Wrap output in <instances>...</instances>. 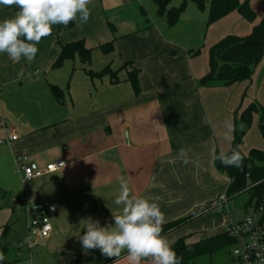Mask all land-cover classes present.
<instances>
[{
    "label": "crops",
    "instance_id": "0c3cea01",
    "mask_svg": "<svg viewBox=\"0 0 264 264\" xmlns=\"http://www.w3.org/2000/svg\"><path fill=\"white\" fill-rule=\"evenodd\" d=\"M131 1L91 0L89 20L80 24L78 15L73 24L54 25L52 34L36 45L38 52L31 63L23 58L13 62L0 53L3 135L4 139L9 133L18 135L3 148L2 156H7L9 163L14 157L18 167V174L11 171V175L21 178L20 167L25 163L42 169L55 160L65 161L61 169L25 184V199L14 185L0 184V245L5 250L0 264H114L99 250L85 253L79 236L84 232L83 219L91 216L105 226L113 223L112 214H121L123 205L114 200L122 182L129 183L133 194L157 203L164 223L198 213L227 189L229 178L219 172L214 160L217 152H228L234 140V130L229 132L223 123L230 119L235 128L251 103L264 107V57L250 80L208 86L199 82L209 71V48L226 35L251 33L263 17L264 4L253 7L250 3L256 14L252 22L233 11L209 25L212 30L232 28L228 33H214V40L203 47L202 58L190 56L182 64L172 58L178 51L171 52L170 60L167 52L174 47L162 39L149 19L140 23L129 14L126 5ZM17 11L15 5L3 7L0 22ZM156 15L163 16L157 7ZM76 40H83L91 49L90 62L83 63L76 56L52 68L61 45ZM109 43L112 48L103 51L101 45ZM106 66L113 74L91 77L87 73ZM56 69L67 73L65 85L57 72L45 77ZM134 73L138 89L130 81ZM50 84L63 90L62 102L54 97ZM257 118L262 124L260 114L253 113L254 123ZM226 135L231 140L225 139ZM182 147L187 149V164L178 159ZM20 156H27V161ZM45 201L50 203L52 231L37 242L30 231L37 225V209ZM22 202L27 204V238L12 240L14 251L8 238L18 235L12 218ZM210 214L185 227L199 228L197 223ZM5 224L9 227L3 232ZM185 227L164 237L175 235V239ZM18 242L27 246L26 252ZM124 258L127 261L126 251L115 264Z\"/></svg>",
    "mask_w": 264,
    "mask_h": 264
},
{
    "label": "clouds",
    "instance_id": "9594fccd",
    "mask_svg": "<svg viewBox=\"0 0 264 264\" xmlns=\"http://www.w3.org/2000/svg\"><path fill=\"white\" fill-rule=\"evenodd\" d=\"M91 0H0V5L17 11L14 17L0 22V53H6L13 62L23 58L31 63L39 42L50 36L54 25L67 26L73 21L86 23L90 18L88 5ZM23 72L20 73L22 77ZM207 122V121H206ZM223 127L234 130L230 119H225ZM231 140L230 136L224 137ZM178 159L189 163L187 149L178 150ZM225 167L240 168L244 156L232 149L230 153L221 151L214 157ZM120 193L115 198L116 205H123L120 215H113V223L101 226L100 221L89 216L83 219L84 232L79 236L82 250L88 253L99 250L101 255L113 260L126 251L128 264H179L177 253L169 241L161 235L165 217L155 202L133 194L129 183L122 182ZM5 256L0 252V262Z\"/></svg>",
    "mask_w": 264,
    "mask_h": 264
},
{
    "label": "trees",
    "instance_id": "16d2710c",
    "mask_svg": "<svg viewBox=\"0 0 264 264\" xmlns=\"http://www.w3.org/2000/svg\"><path fill=\"white\" fill-rule=\"evenodd\" d=\"M174 0H154L157 7V13L166 15L168 24L174 25L180 18L185 9L188 0H183L178 7H169ZM200 10H206V0H192ZM233 11H238L246 20L252 22L256 14L252 9L249 0L240 2L239 0H210L208 5L207 24L211 25ZM73 24V22H71ZM112 29L114 27L112 26ZM103 51L107 52L112 48V44L101 45ZM196 55L197 52H194ZM78 56L83 63L90 62L91 49L86 47L83 40H76L62 44L60 51L53 61L51 67L59 68L68 59ZM264 57V14L261 21L253 27L251 33L246 36L234 34L226 35L209 48V71L200 79L201 86H208L213 82H221L225 85H232L237 82L250 80L256 66ZM91 77H103L107 74H113L110 67L106 66L100 71L88 70ZM115 77V76H113ZM130 81L135 89H138V80L136 73L131 75ZM50 89L54 97L62 102L63 90L55 85L50 84ZM253 113L260 114V122L264 123V107L258 103H251L241 113L234 128V140L231 149H236L244 156L243 165L240 168L225 167L219 161L215 160L216 168L227 175L229 184L225 191V196L231 199L244 191L255 190L257 195L261 193L264 180V151L251 150L246 156L240 150V143L245 133L244 127L251 124ZM219 152L216 153L218 155ZM248 174L249 178L246 179ZM2 192H0V195ZM219 203L215 204V206ZM214 206V207H215ZM200 216L199 213L189 214L168 221L162 225L164 236L186 223H189ZM9 226L4 227V231ZM186 236L177 239L171 247L177 253L179 264H188L189 260L203 254H212L230 248L233 245L232 238L226 230L215 235L201 239L195 243L185 241ZM0 252L5 255V250L0 245Z\"/></svg>",
    "mask_w": 264,
    "mask_h": 264
},
{
    "label": "rangeland",
    "instance_id": "374dc122",
    "mask_svg": "<svg viewBox=\"0 0 264 264\" xmlns=\"http://www.w3.org/2000/svg\"><path fill=\"white\" fill-rule=\"evenodd\" d=\"M182 1L183 0H174L169 5V7H178L182 3ZM209 1L210 0H206V10H200L192 0H188L184 11L182 12L180 18L174 25L168 24L166 15H156V5L154 3V0H132L130 4L126 5V9L129 11V14L135 17V19L139 20L140 23H145V20L149 19V21L152 22V24H154L156 28L160 31L162 39L174 47L172 50L167 52V55L170 56V60H172L171 52L178 51L179 54L177 56H173L172 58H175V61L177 63L184 64V61L187 60L190 56L198 59L202 58L200 57L202 56L201 52L204 50V48H207L211 41L214 40V33L221 31L223 33H228L232 28L229 27V25V28H223L222 30L218 27H216L215 30H212L209 27V25L207 24ZM243 1L244 0H242V2ZM249 3H251V5L254 7V5L259 6L261 5V3L264 4V0H250ZM3 7L5 6L0 5V9H2ZM143 11H145L146 15H143ZM153 40L154 39H149V41ZM198 50H200L199 53L195 55L194 52ZM54 72H57L59 74V79L64 83V85L69 81L68 77L66 76L67 73H65L63 69H56V71H52L51 75L46 74L45 77L49 79L54 74ZM41 76L44 77V74L41 73ZM257 121L258 118L255 120L256 123L252 121L251 124L246 125L244 127L245 133L240 143V150L246 156L253 149L264 151V135L260 128L261 124L257 123ZM2 123L3 119L0 116V139L5 138V135H3V128L5 124ZM17 126L20 127L22 125L17 124ZM18 133L19 135H21L20 132ZM5 144H0V184L8 183L6 185H14L17 189L18 195L21 198L25 199V184L22 183L21 178L18 177V179L16 180V178L11 175V171H15L17 174L19 172L17 164L14 163L15 158L12 157V163H9L8 157L2 156ZM246 179L248 180L247 177ZM224 194L225 191L221 194H216L215 197L212 199L213 203H209L205 206L204 209L198 212L200 214L199 217L211 212L208 217L199 221L200 223H197L200 224L199 228L194 229L192 226L185 227V225L188 224L186 223L185 225H183L185 228L179 232V236H176L175 239L177 240L180 237L186 236V242L195 243L201 239L221 232L223 229H226V227L231 222H235L236 220L244 218L247 213H249V211L251 210V206L253 205L257 196L255 190L251 189L249 191H244L238 195H235L231 199H228L227 202H224V200L220 199V196ZM217 203H219V205L215 206V204ZM17 205V210L14 213L12 222L14 221L13 224H15V228L17 227L16 230L18 231V235L14 233L11 234L8 238V241L12 246L11 248L14 251V246H16V243L12 240L15 239L19 241V239L26 240L27 238V204L26 202H22ZM174 236H168L166 237V239L169 242H173V240H175L173 239ZM12 242L14 244H12ZM18 243L19 247L22 248L24 252H26L28 249L27 246L22 245V243L20 242ZM231 248L232 246L230 248L219 250L218 252L212 254L199 255L189 260L188 264H224L228 261L230 257L229 255L231 253ZM121 264H128V262L125 261L124 258Z\"/></svg>",
    "mask_w": 264,
    "mask_h": 264
},
{
    "label": "built area",
    "instance_id": "2783aa9c",
    "mask_svg": "<svg viewBox=\"0 0 264 264\" xmlns=\"http://www.w3.org/2000/svg\"><path fill=\"white\" fill-rule=\"evenodd\" d=\"M17 138L16 133H9L6 139H0V144L6 141H14ZM19 159L27 161V156H20ZM64 166L65 161L62 159L50 162L42 169L25 163L20 167L22 171L21 181L23 184H27L35 178L53 173ZM246 177L249 178L248 174ZM220 199L227 202L225 194L221 195ZM49 209L50 203L48 201L40 204L37 209L38 223L30 231L37 242H42L52 231ZM225 230L232 238L233 245L230 257L224 264H264V180L261 193L256 196L249 213L244 218L231 222ZM28 244L30 245L31 242L28 241Z\"/></svg>",
    "mask_w": 264,
    "mask_h": 264
},
{
    "label": "water",
    "instance_id": "95a60500",
    "mask_svg": "<svg viewBox=\"0 0 264 264\" xmlns=\"http://www.w3.org/2000/svg\"><path fill=\"white\" fill-rule=\"evenodd\" d=\"M176 53H177V52H174L173 55H176ZM260 128H261V131H262V133H263V135H264V123H262V124L260 125Z\"/></svg>",
    "mask_w": 264,
    "mask_h": 264
}]
</instances>
